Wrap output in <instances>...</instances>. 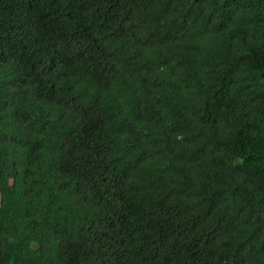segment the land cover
<instances>
[{"label": "trees", "instance_id": "obj_1", "mask_svg": "<svg viewBox=\"0 0 264 264\" xmlns=\"http://www.w3.org/2000/svg\"><path fill=\"white\" fill-rule=\"evenodd\" d=\"M0 264H264V0H0Z\"/></svg>", "mask_w": 264, "mask_h": 264}]
</instances>
